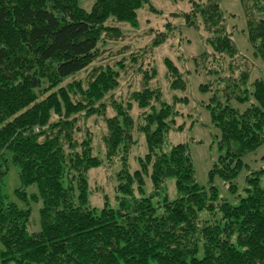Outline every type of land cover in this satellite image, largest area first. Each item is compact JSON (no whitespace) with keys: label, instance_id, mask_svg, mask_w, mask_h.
Listing matches in <instances>:
<instances>
[{"label":"trees","instance_id":"obj_1","mask_svg":"<svg viewBox=\"0 0 264 264\" xmlns=\"http://www.w3.org/2000/svg\"><path fill=\"white\" fill-rule=\"evenodd\" d=\"M78 1L0 0V264H264V170L246 176L236 205L219 199L212 184L218 177L235 194L243 157L264 145V79L250 82L247 67L234 59L238 50L218 1L201 6L187 0L190 10L181 14L187 27L210 35V51L192 58L195 71L211 77L199 91L208 95L205 107L222 151L208 171L207 188L195 181L187 144L162 150L170 130L183 126H176L179 114L161 101L158 88L143 86L106 104L120 77L109 65L91 70L84 81L65 82L99 57V41L123 40L120 24L137 28V11L149 1L94 0L89 10ZM241 2L248 41L264 62V0ZM171 27L167 22L165 31L149 33L152 39L140 55L131 54L130 67L118 62L122 73L141 74L147 85L155 70L141 68L142 62L152 61ZM164 64L172 89H184L178 68L169 59ZM232 102L248 106L240 111ZM108 105L114 114L105 117ZM133 108L140 111L136 121ZM94 114L105 120L101 156L91 134L78 126L79 116ZM139 136L146 151L130 172ZM113 161L120 162L117 207H91L88 174ZM12 167L18 203L2 192ZM170 178L173 200L162 195ZM31 186L37 193L28 194ZM32 201L41 203L36 232L28 231Z\"/></svg>","mask_w":264,"mask_h":264},{"label":"rangeland","instance_id":"obj_2","mask_svg":"<svg viewBox=\"0 0 264 264\" xmlns=\"http://www.w3.org/2000/svg\"><path fill=\"white\" fill-rule=\"evenodd\" d=\"M148 1L147 4L142 5L137 11L139 22L137 28H132L128 24H120L123 40L106 44L99 41V48L101 51L103 50L99 57L87 68L65 82L73 80L84 81L90 75L91 70L101 65H109L114 70L120 72V77L118 79V86L113 92L107 94L105 99L106 104L109 103L111 98L125 100L130 91H140L143 86H148L150 89L158 88L161 92V101L172 104L179 114L175 119L176 126H183L182 130H178L177 128L170 130L162 150L168 151L170 147L180 143L187 144L194 166L195 181L207 188L209 184L208 171L211 169L213 163L217 161L222 151L218 148L219 131L212 125L208 109L205 107L208 103V95L199 91L200 84L209 82L211 77L206 76L201 71L197 73L192 58L210 51V46L206 43L207 36L209 37L210 35H207L201 27L186 26L181 14L190 10L187 0L177 2L170 0ZM200 1L201 6H204L207 0ZM217 1L220 9L226 14V30L230 33V37L238 50L237 57L234 59L247 67L250 73V82L256 78L264 79V62L254 55L253 48L248 41L246 17L241 0ZM93 2L94 0H79L78 4L85 10H89ZM149 6L153 7L154 10H149ZM167 22H170L171 28L174 29L170 36L171 38L154 50L152 61L147 63L148 59L146 58L147 61L144 59L141 66L144 69L151 68L152 66L155 70V76L148 81L147 85H142L140 80L141 74L136 75L131 70L126 75L123 74L118 62H124L127 67H130L131 54L140 55V49L144 48L152 39V34L149 33L165 31L164 25ZM165 59L172 61L182 74V79L185 81L184 89H172L170 86V79L166 75ZM139 63L141 64V61L137 65ZM223 63L226 67L229 59L224 57ZM181 98H186L187 101L174 103L175 99ZM232 105L240 111H243L248 106L247 103L237 104L236 102H232ZM139 113L140 111L135 108L131 110V115L135 121ZM113 114L112 108L108 105L105 117H110ZM79 117L82 118H79L78 126L82 129L85 127L91 134L94 138L93 144L96 154L101 156L103 150L101 139L106 131L104 117L98 114L89 117ZM81 133L83 131L79 132V134ZM145 151L146 146L143 137L139 136L138 143L128 158L130 172H133L137 168V156H142ZM242 161L245 166L240 170L234 181L237 187L235 194L229 192L227 186L220 178L214 177L212 181L213 186L217 189L218 198L227 200L233 205H236L238 202L237 196L243 195L246 176L252 173V171L264 170V145L253 153L244 156ZM119 170L120 162L113 161L112 163H105L101 167L89 172V203L91 207L97 209H101L106 205L110 208L117 207L115 186L118 183L117 173ZM253 176L255 174L251 175V177ZM18 186L17 170L12 167L4 179L2 187V192L8 200L17 202L14 190ZM150 187L149 179L145 178V184L143 185L144 195H149L151 191ZM27 192L28 194L37 193L36 187H29ZM162 195L166 196L169 200L176 198L177 194L173 179L166 180ZM40 206L41 203L39 201H32L30 204V208L32 209L30 224L28 225V231L30 232H36L40 229ZM199 217L200 219H205L207 215L201 212L199 213Z\"/></svg>","mask_w":264,"mask_h":264}]
</instances>
